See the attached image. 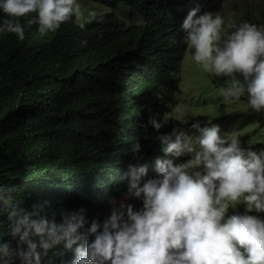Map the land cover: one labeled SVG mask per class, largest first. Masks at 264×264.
<instances>
[{
	"label": "trees",
	"instance_id": "trees-1",
	"mask_svg": "<svg viewBox=\"0 0 264 264\" xmlns=\"http://www.w3.org/2000/svg\"><path fill=\"white\" fill-rule=\"evenodd\" d=\"M91 1L109 10L85 23L71 16L35 46L28 45L38 33V25L28 24L34 12L17 18L24 26L22 40L0 33V184L14 187L15 202L40 215L56 212L59 219L61 209L86 208L84 233L93 219L102 222L110 214L111 201L126 190L120 177L129 165L147 164L145 179L156 175V158L169 155L161 151L159 136L174 128L199 135L191 127L195 122L171 116L172 98L180 91L174 71L188 48L180 25L191 8L213 13L225 2ZM127 7L136 15H120ZM242 18L264 24V4L245 10ZM215 82L228 85L225 76ZM239 99L247 101L246 93ZM152 117L162 123L160 129L148 125ZM253 123L264 126V110L226 112L222 105L210 124L240 132ZM136 143L139 152L132 151ZM250 149L261 154L264 140ZM190 157L185 153L177 163ZM130 201L136 210L142 207L141 200ZM246 211L242 205L241 214ZM8 224L7 213L0 212V243L15 247ZM71 257L69 251L63 258ZM53 260L59 264L58 257Z\"/></svg>",
	"mask_w": 264,
	"mask_h": 264
},
{
	"label": "clouds",
	"instance_id": "clouds-1",
	"mask_svg": "<svg viewBox=\"0 0 264 264\" xmlns=\"http://www.w3.org/2000/svg\"><path fill=\"white\" fill-rule=\"evenodd\" d=\"M0 12V33L22 40L24 26L17 18L34 12L28 24L38 25L43 36L79 17L80 8L76 0H0ZM222 24L218 12L193 7L180 25L184 43L205 71L229 78L225 98L246 93L248 105L260 112L264 24L241 22L223 38ZM148 125L162 127L154 117ZM191 127L198 136L174 129L158 137L161 151L177 162L185 153L191 157L181 163L158 157L156 175L147 179V164L129 165L120 177L122 199L112 200L110 214L102 222L93 219L86 233V208L61 209L59 219L56 212L40 215L15 202L14 187L0 184V212L7 213V234L16 241L15 247L0 243V264H43L46 257L47 264H54L53 257L59 264H264V219L248 214L264 212V153L241 148L236 132L220 134L217 125L201 127L197 121ZM140 149L139 143L132 147ZM131 198L142 207L136 210ZM239 202L248 211L225 216Z\"/></svg>",
	"mask_w": 264,
	"mask_h": 264
},
{
	"label": "rangeland",
	"instance_id": "rangeland-1",
	"mask_svg": "<svg viewBox=\"0 0 264 264\" xmlns=\"http://www.w3.org/2000/svg\"><path fill=\"white\" fill-rule=\"evenodd\" d=\"M79 4L80 15L76 17L77 23H85L96 15L108 11L109 8L101 3L93 2L91 0H76ZM264 4V0H225L222 9L218 13L223 18L221 26V37L223 38L228 29L238 23L243 22L242 15L245 10H256L260 5ZM122 14L124 18H128V14L136 15L135 9L128 8ZM216 13V12H214ZM56 31V30H55ZM55 31L48 32L41 36L39 33L35 34L29 40V46H35L39 43L47 41L55 33ZM238 78L242 79L239 73L236 74ZM175 78L178 79L180 91L172 98L171 116L183 122H199L211 123V119L221 113V106L224 105L226 112H231L237 109H247L249 107L246 100L225 98L222 93L225 89L223 86H218L216 80L223 75H216L211 71H205L199 64L192 59V51L190 48L186 49L185 55L180 63L178 71H174ZM227 82L229 78L226 77ZM175 109V110H173ZM217 125L220 129V134L231 133L222 128L218 124H210L209 127ZM175 129V128H174ZM177 130V129H176ZM170 132L169 134H171ZM238 134L240 146L243 149H250L254 144L264 140V126L253 123L242 128ZM191 136H198L193 134ZM264 153V151L262 152ZM190 156L192 154L187 153ZM173 159L177 163V158L172 155L167 157ZM122 199V195L114 200ZM130 202V199L128 200ZM243 202L237 203L235 206H229L225 211V216H230L234 213H241V206ZM134 206V205H133ZM245 206V205H244ZM254 212L256 215L264 219V212Z\"/></svg>",
	"mask_w": 264,
	"mask_h": 264
}]
</instances>
